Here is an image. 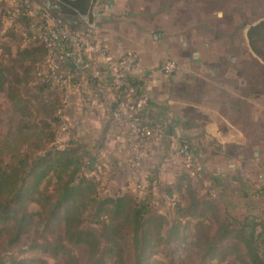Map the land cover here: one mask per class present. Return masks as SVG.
<instances>
[{
	"label": "trees",
	"instance_id": "obj_1",
	"mask_svg": "<svg viewBox=\"0 0 264 264\" xmlns=\"http://www.w3.org/2000/svg\"><path fill=\"white\" fill-rule=\"evenodd\" d=\"M49 1L57 6L47 7L56 21L58 16L89 17L92 0ZM29 6L12 9L2 4L0 8L2 20L11 19L7 33L19 40L14 52L6 47L9 60L0 58V91L10 87L8 94L22 115L18 133L28 135L24 148L0 152V264H50L49 260L65 264H182L185 260L264 264V215L238 218L226 207L222 209L213 176L207 186L202 178L192 182L184 170L165 189L168 196H179L165 212L151 203L153 183L160 187L155 171L145 179L148 186L141 197L131 190L115 196L100 192L98 177H104L108 169L99 164V153L78 139L58 143V131L66 123L62 96L52 86L48 71L42 69L50 58L48 50L41 41H27L24 36L30 35L37 20L45 22L40 14L31 16ZM58 57V53L52 56ZM30 73L37 92L31 99L20 98L13 87ZM76 79L78 74L72 84ZM87 82L95 88L99 84L97 80ZM128 83L142 90V79L129 78ZM106 85L112 86L108 80ZM111 90L106 111L109 121L124 88ZM163 114L164 109L150 99L142 117L150 128L161 129L165 138L174 134L175 124L166 122ZM31 203L37 205L36 211L30 209ZM28 251L39 256H28Z\"/></svg>",
	"mask_w": 264,
	"mask_h": 264
},
{
	"label": "rangeland",
	"instance_id": "obj_2",
	"mask_svg": "<svg viewBox=\"0 0 264 264\" xmlns=\"http://www.w3.org/2000/svg\"><path fill=\"white\" fill-rule=\"evenodd\" d=\"M29 2L34 7L43 6L41 0ZM2 4L7 5V2L1 0L0 8ZM121 4L123 9L119 13L109 15L108 23L116 33L112 42L123 46L127 44V48L136 39L143 45L152 42L161 48L159 55L163 61L173 60L172 80L169 74L159 71L160 62L150 70L156 72L155 86L160 88L156 94H166L169 99H179L178 102L182 98L186 99V103L193 102L192 110L180 103L168 109L169 112L177 111L192 118V128L179 139L175 140V136L170 143L166 137L147 138L138 143L124 127L118 128L114 120L109 121L107 115L103 117L101 112L95 114L96 106L91 107L85 101L95 87L81 74L73 84L79 88L78 92L73 89L69 106L62 110L66 123L58 131V143L78 139L88 144L92 152L99 153V164L108 169L103 171L104 177H98L99 190L104 195L115 196L131 190L141 197L148 186L145 179L155 171L160 187L156 188L153 183L155 199L151 203L162 212L173 206V199H179L177 193H173V197L168 196L165 189L184 171V162L177 149L187 144L199 167L192 182L197 183L202 178L208 186V179L213 176L215 190L224 203L222 209L226 207L225 210H231L238 218L249 214L264 215V194L258 193L264 188V0H121ZM58 18L68 30L79 29L65 23L63 17ZM101 18L98 35L105 39L109 32L105 29V18L102 19L104 21ZM49 19L54 23L52 11H49ZM10 26V22L5 23L0 14V58L3 62L10 59L6 47L14 52L19 43L14 34L7 33ZM126 32L131 33L134 40H124ZM90 61L93 66L94 59ZM42 69L45 71L48 68L45 66ZM129 78L133 81L144 79L138 73ZM19 81L13 87L15 93L20 98L31 99L32 93L37 92L34 75L30 73L28 78L23 76ZM220 84L230 86L235 97L229 100ZM9 88L7 85L0 91L2 153H11L10 148H24L28 141V135L18 133L22 115L8 94ZM142 90L149 95L144 87ZM211 96L219 100L226 115L238 127L246 125L241 148L237 144L219 147L210 142L205 146V138L200 140V119L203 117L200 106L206 108L210 105L208 99ZM242 109H245L246 120ZM107 123V130L104 131ZM192 133L197 136H192ZM221 150L225 154H220ZM112 156L116 164H113ZM107 173L113 176L109 177ZM232 178H239V183H231ZM242 183L246 184L245 191ZM29 207L37 210L34 203ZM27 255L39 256L33 251H28ZM175 257L179 259V253ZM49 261L50 264H65L62 260ZM182 264L193 263L185 260Z\"/></svg>",
	"mask_w": 264,
	"mask_h": 264
},
{
	"label": "built area",
	"instance_id": "obj_3",
	"mask_svg": "<svg viewBox=\"0 0 264 264\" xmlns=\"http://www.w3.org/2000/svg\"><path fill=\"white\" fill-rule=\"evenodd\" d=\"M4 1L12 9H17L19 5H30L29 0ZM113 2L114 0H92L88 12L92 20L89 21L87 15H78L83 20L82 27L68 30L65 25H61L54 19V23L50 22L47 7L52 6L53 3L43 1L41 7L32 6L29 14L34 17L40 14L39 16L45 18V22L40 18L31 26L30 35L24 36L27 41H41L48 50L50 58L47 61V71L52 86L61 93L62 110L69 106L73 89L75 91L79 89L72 84L73 76L82 74L85 80L99 81L95 91H91L85 101L91 106L95 105L105 111L109 110L108 102L113 95L111 89L124 88L118 106L113 111V120L118 128L124 127L138 143L147 138L162 137L161 129L154 130L143 121L142 114L148 106L150 96L144 90L138 91L128 83L129 77L140 70L138 52L132 48H126L121 52H112L105 39L98 35L99 20L110 8L109 4H113ZM3 21L8 23L11 19L4 17ZM56 53L61 58L53 59L52 56ZM94 56L105 61V73L93 68L90 60ZM64 63L71 65L73 70H68ZM159 68L163 73L171 75L174 72L175 63L173 60L167 59L162 62ZM106 80L110 81L112 86L106 85ZM61 113L63 114V111ZM124 137L126 138V136ZM136 148L137 146L134 151ZM177 153L184 162L185 172L194 178L199 172V167L188 145L180 146ZM135 157L137 158V155Z\"/></svg>",
	"mask_w": 264,
	"mask_h": 264
},
{
	"label": "crops",
	"instance_id": "obj_4",
	"mask_svg": "<svg viewBox=\"0 0 264 264\" xmlns=\"http://www.w3.org/2000/svg\"><path fill=\"white\" fill-rule=\"evenodd\" d=\"M41 1L43 2V1H49V0H41ZM50 7L52 9L56 8L55 6L53 7V4L52 6L50 5ZM121 9H123L121 0H114L112 6H110V8L106 11V13L101 18V21H104L102 20L103 17L105 18V22H106L105 29L107 32H109L105 36L107 38V39L105 38V41L108 45V48L112 52H121L122 50L128 47L127 44L123 46L122 44L118 45L117 43L112 42L116 33L114 32V29L111 27V23H108L110 21L109 15L117 14L120 12ZM106 14L108 15L106 16ZM60 21L61 20L58 18L57 22L60 23ZM64 22L71 25L74 28H81L83 25V20L80 19L79 16L78 17L75 16L72 19H64ZM100 23L101 22H99L98 24L100 25ZM111 33H113L114 35ZM123 39L126 41H129V40L132 41L134 40V36H132L131 33L126 32L125 35L123 36ZM136 40L137 41L135 43L132 42V44H130L131 47L129 48H132L135 51H137L139 55L140 70L139 72H136V73H138L139 75L141 74L144 77V79H142L141 89H143L144 87L145 90H147V92L149 93L150 99L154 100L159 106H161L164 109L163 116L166 118V122H171L172 124H175L174 134L168 135L166 137L169 143L173 142V138L175 136L176 138L174 139L176 140V139L181 138L183 134L188 133V130L192 128L193 119L177 111L169 112L168 109L172 108L171 105H179L180 103V105L182 106L185 105L184 107H190L188 109L192 110L191 107H193L194 103L193 102L186 103L185 98H182L180 100L181 102H178L179 99H172V98L169 99L166 94H156V90L157 89L160 90V88H158L159 86L157 85L155 86L156 72L153 70L152 71L150 70L152 69L153 66H155L159 62L160 64H162L163 60L161 56L159 55V52H160L159 49L161 48H158L155 44H152V42H147L145 45H143L139 43L138 39ZM92 59H94L93 68L94 69L97 68V70L100 71L101 73H105V69H106L105 61L99 57H93ZM159 71H161L160 68H159ZM171 75H169V79L172 80L173 77H171ZM224 77H227V75H225ZM220 86H221V89H223L225 96L228 97L229 100H230V97H235L233 91L229 89L231 88L230 86L225 85V84H220ZM208 100L210 101L208 102L210 105H207L206 108H202L200 106V115L203 116L202 119H200V140L201 138H205L206 140L205 146H207L206 145L208 144L207 142H210L211 144L215 143L219 147L224 146L226 144H229V145L237 144L238 148H241L242 144L240 142H242L246 136L245 135L246 132L243 129L246 125L244 124L242 128L240 126L238 127L236 123H234V121L229 116L226 115L225 111L222 108V105H220L219 100L216 99L215 96H211V98H209ZM95 108L96 109L94 112H96L95 113L96 115L98 114L97 112H101L102 116L105 117L106 111L104 109L97 107V106ZM241 111H242L241 113L244 114L243 116L245 117V120H246L247 118H246L245 109L244 110L242 109ZM235 113L237 114L236 111ZM195 135L196 133H192V136H195ZM220 154L223 155L225 153L221 150ZM254 156H257V154L254 153ZM239 180H240L239 178L238 179L232 178L231 183H239ZM242 185L244 186L243 190L245 191L247 189L246 184L242 183ZM263 189L261 188L259 190H263ZM258 193L264 194V192H261V191H258Z\"/></svg>",
	"mask_w": 264,
	"mask_h": 264
},
{
	"label": "water",
	"instance_id": "obj_5",
	"mask_svg": "<svg viewBox=\"0 0 264 264\" xmlns=\"http://www.w3.org/2000/svg\"><path fill=\"white\" fill-rule=\"evenodd\" d=\"M109 5L112 6V3H110Z\"/></svg>",
	"mask_w": 264,
	"mask_h": 264
}]
</instances>
